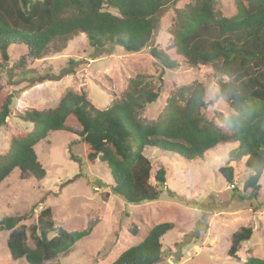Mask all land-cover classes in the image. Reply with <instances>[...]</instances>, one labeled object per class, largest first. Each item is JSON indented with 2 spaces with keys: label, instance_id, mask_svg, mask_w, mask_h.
<instances>
[{
  "label": "trees",
  "instance_id": "trees-1",
  "mask_svg": "<svg viewBox=\"0 0 264 264\" xmlns=\"http://www.w3.org/2000/svg\"><path fill=\"white\" fill-rule=\"evenodd\" d=\"M176 1L0 0V52L5 55L9 45L26 49L15 65L21 72H6L8 83L45 81V76L31 75L33 72L25 69L26 60L59 54L81 34L96 49L111 44L126 53H139L158 29L160 13ZM214 6L215 0H194L176 11L168 45L164 50L151 48L149 54L167 70L208 66L216 80L217 95L226 102L231 116L217 113L208 120L203 111L211 102L205 101V90L197 82L173 93L154 121L141 117L160 91L146 75L128 79L120 96L101 111L84 93L67 91L55 108L23 113L21 120L33 129L10 138L8 152L0 156V184L13 170H18L22 180H43L46 173L34 147L49 133L61 131L77 136L75 143L81 144L88 168L97 160L107 166L112 193L128 204L156 201L159 190L150 181L158 187L166 183L164 169L153 171L143 155L146 147L193 161L203 159L218 146L236 144L228 157L234 162L244 161L251 174L243 189L250 190V199H257L264 173V0H234L236 13L230 18L218 14ZM106 7L116 14L106 12ZM11 100L0 86V130L10 116ZM218 174L226 184H233L231 166L219 168ZM29 216L0 220V231L8 232L6 249L14 262L59 264L52 262L93 229L90 224L84 231L67 232L56 226L50 208L41 210L36 223L26 226L22 222ZM172 228L170 223L153 226L139 244L122 252L112 264H157L161 238ZM131 232L135 235L134 230ZM251 235L249 228L233 233L228 256L235 257ZM245 264H264V260L249 257Z\"/></svg>",
  "mask_w": 264,
  "mask_h": 264
},
{
  "label": "rangeland",
  "instance_id": "rangeland-1",
  "mask_svg": "<svg viewBox=\"0 0 264 264\" xmlns=\"http://www.w3.org/2000/svg\"><path fill=\"white\" fill-rule=\"evenodd\" d=\"M193 2L177 0L164 9L150 44L139 53H126L111 44L96 49L81 34L59 54L27 59L25 69L31 70V75L45 76L40 83H8L6 72H21L15 65L26 49L9 45L5 55L0 52V86L4 94L12 96L10 116L0 130V156L8 152L11 137L32 131V125L21 120L26 110L55 108L61 97L72 91L84 93L93 107L101 111L120 96L128 79L138 75L151 77L160 86L157 100L141 115L145 120H156L166 100L180 87L194 82L202 85L205 101L211 102L203 111L208 120H213L217 113L231 116L226 102L217 95L216 80L208 66L167 70L149 54L151 48H166L176 11ZM214 9L226 18L236 13L234 0H215ZM105 11L116 14L111 8L106 7ZM74 128L80 130L78 125ZM77 140L76 135L61 131L49 133L45 141L34 147L46 173L44 179L22 180L18 170H13L0 184V220L30 215L22 222L29 226L36 223L41 210L50 208L56 226L67 232L84 231L93 224L89 236L52 263L112 264L161 223H170L173 228L161 238V259L157 264H245L249 257L264 260V173L257 199H250V190L243 189L250 171L243 160L234 162L228 157L236 144L218 146L203 159L193 161L146 147L143 155L153 171L158 167L164 169L166 183L158 187L151 180L150 184L159 190L158 199L132 205L112 193L113 182L105 164L99 160L89 168L84 164L82 146L75 143ZM226 164L234 170L232 185L218 174V169ZM241 228L251 229V238L230 258L231 235ZM7 237L8 232L0 231V264H26L24 260H11L6 249Z\"/></svg>",
  "mask_w": 264,
  "mask_h": 264
},
{
  "label": "built area",
  "instance_id": "built-area-1",
  "mask_svg": "<svg viewBox=\"0 0 264 264\" xmlns=\"http://www.w3.org/2000/svg\"><path fill=\"white\" fill-rule=\"evenodd\" d=\"M232 188H233V186H232Z\"/></svg>",
  "mask_w": 264,
  "mask_h": 264
}]
</instances>
